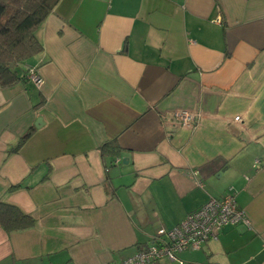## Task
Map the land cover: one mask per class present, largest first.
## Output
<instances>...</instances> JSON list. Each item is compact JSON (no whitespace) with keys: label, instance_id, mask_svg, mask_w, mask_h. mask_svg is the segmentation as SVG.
Listing matches in <instances>:
<instances>
[{"label":"crops","instance_id":"1","mask_svg":"<svg viewBox=\"0 0 264 264\" xmlns=\"http://www.w3.org/2000/svg\"><path fill=\"white\" fill-rule=\"evenodd\" d=\"M36 35L0 83V201L34 219L0 264L118 262L229 190L248 223L147 264H264V0H58Z\"/></svg>","mask_w":264,"mask_h":264},{"label":"built area","instance_id":"2","mask_svg":"<svg viewBox=\"0 0 264 264\" xmlns=\"http://www.w3.org/2000/svg\"><path fill=\"white\" fill-rule=\"evenodd\" d=\"M25 77L37 87L43 84V79L35 67L27 66ZM238 118L235 117V119ZM170 120L175 124L190 125L194 122V116L187 111H177L171 114ZM192 175L197 178L198 170L193 169ZM200 183L197 179V184L200 185ZM241 221L249 222L243 210L236 203L235 192L229 190L221 197H210L198 208L187 213L172 228H159L157 234L161 238L158 241H154L126 259L106 264H147L160 258L175 260L180 251L198 249L206 241L216 239L224 225Z\"/></svg>","mask_w":264,"mask_h":264},{"label":"trees","instance_id":"3","mask_svg":"<svg viewBox=\"0 0 264 264\" xmlns=\"http://www.w3.org/2000/svg\"><path fill=\"white\" fill-rule=\"evenodd\" d=\"M58 0H0V83L17 78L15 68L42 49L36 30ZM13 63V66L10 64ZM25 77V74H24ZM101 153L112 157L118 153L113 142L101 145ZM34 219L18 207L0 201V225L6 231L30 227Z\"/></svg>","mask_w":264,"mask_h":264},{"label":"water","instance_id":"4","mask_svg":"<svg viewBox=\"0 0 264 264\" xmlns=\"http://www.w3.org/2000/svg\"><path fill=\"white\" fill-rule=\"evenodd\" d=\"M10 66H13V63L10 64ZM39 120V118H37V121Z\"/></svg>","mask_w":264,"mask_h":264}]
</instances>
